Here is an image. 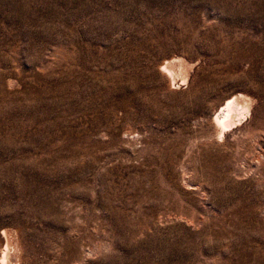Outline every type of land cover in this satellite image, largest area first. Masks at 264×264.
Segmentation results:
<instances>
[{
  "label": "rangeland",
  "instance_id": "rangeland-1",
  "mask_svg": "<svg viewBox=\"0 0 264 264\" xmlns=\"http://www.w3.org/2000/svg\"><path fill=\"white\" fill-rule=\"evenodd\" d=\"M0 264H264V0H0Z\"/></svg>",
  "mask_w": 264,
  "mask_h": 264
},
{
  "label": "bare ground",
  "instance_id": "bare-ground-1",
  "mask_svg": "<svg viewBox=\"0 0 264 264\" xmlns=\"http://www.w3.org/2000/svg\"><path fill=\"white\" fill-rule=\"evenodd\" d=\"M171 71V70H170ZM183 71H185V70H183ZM174 72V71H173ZM184 73V72H183ZM189 74V73H188ZM174 76V75H173ZM186 77L184 76L183 78H182V80L183 79H185ZM173 82V81H172ZM240 99V98H239ZM238 101V97L236 98H231L230 100H227V102L222 106V108H221V110H220V113L219 114H217V116H215V122H216V125H217V127L222 131V132H220V135H221V133H222V135H223V132H224V130L226 129V127H228L229 125H231L232 123H235V111H236V109H235V107L237 106V102ZM242 103H244V102H242ZM246 103V102H245ZM245 106H246V104H244ZM241 106V105H240ZM239 106V107H240ZM243 106V105H242ZM245 108V107H244ZM242 110H243V108H241ZM241 113V112H240ZM237 114H239V113H237ZM218 129V131H220ZM224 139V138H223ZM3 234H4V236H7L6 234V232H4L3 231ZM10 234V233H9ZM7 240V242H6V244L8 245L9 243H10V240L9 239H6ZM9 240V241H8ZM6 245V246H7ZM13 246V245H12ZM13 248V247H12ZM9 250V249H8ZM8 250H6L5 252H4V254H3V260H5V258L7 257V251ZM13 251V250H12ZM17 252V251H16ZM11 253V252H10ZM16 254V253H15Z\"/></svg>",
  "mask_w": 264,
  "mask_h": 264
}]
</instances>
